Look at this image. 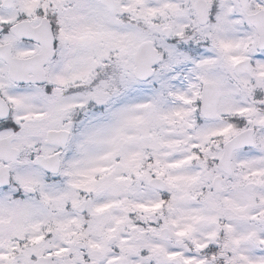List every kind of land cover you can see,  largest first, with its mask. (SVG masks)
Listing matches in <instances>:
<instances>
[{
	"label": "snow or ice",
	"instance_id": "1",
	"mask_svg": "<svg viewBox=\"0 0 264 264\" xmlns=\"http://www.w3.org/2000/svg\"><path fill=\"white\" fill-rule=\"evenodd\" d=\"M0 264H264V0H0Z\"/></svg>",
	"mask_w": 264,
	"mask_h": 264
}]
</instances>
